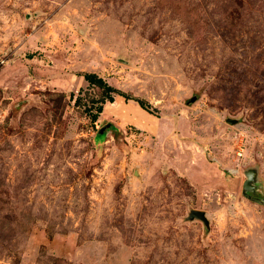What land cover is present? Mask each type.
Instances as JSON below:
<instances>
[{
  "label": "rangeland",
  "instance_id": "obj_1",
  "mask_svg": "<svg viewBox=\"0 0 264 264\" xmlns=\"http://www.w3.org/2000/svg\"><path fill=\"white\" fill-rule=\"evenodd\" d=\"M0 264H264V0H0Z\"/></svg>",
  "mask_w": 264,
  "mask_h": 264
},
{
  "label": "trees",
  "instance_id": "obj_2",
  "mask_svg": "<svg viewBox=\"0 0 264 264\" xmlns=\"http://www.w3.org/2000/svg\"><path fill=\"white\" fill-rule=\"evenodd\" d=\"M83 76L88 82L92 84H96L99 87L103 88L105 93L107 94V98H105L98 106L97 113L92 115V119L96 121L98 119V114L103 112V103L107 101L110 102L114 101V97L111 95V92H119V91L114 87H112L108 82L105 81V79L98 76L96 73H85ZM138 102L141 105V107L147 109L145 103L142 100H138ZM50 235H52V233H50Z\"/></svg>",
  "mask_w": 264,
  "mask_h": 264
},
{
  "label": "water",
  "instance_id": "obj_3",
  "mask_svg": "<svg viewBox=\"0 0 264 264\" xmlns=\"http://www.w3.org/2000/svg\"><path fill=\"white\" fill-rule=\"evenodd\" d=\"M193 217L201 218V219H203L204 221L206 220V218H205V213H204V212H201V211H194V212H193Z\"/></svg>",
  "mask_w": 264,
  "mask_h": 264
}]
</instances>
